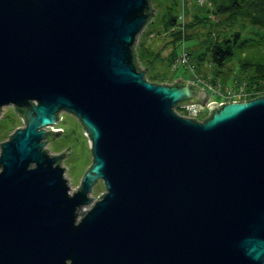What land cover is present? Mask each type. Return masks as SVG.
<instances>
[{
	"label": "water",
	"instance_id": "95a60500",
	"mask_svg": "<svg viewBox=\"0 0 264 264\" xmlns=\"http://www.w3.org/2000/svg\"><path fill=\"white\" fill-rule=\"evenodd\" d=\"M152 11L0 0V108L23 124L0 142V264H264V95L206 104L187 81L147 82L132 50ZM61 111L91 154L72 193L66 149H44Z\"/></svg>",
	"mask_w": 264,
	"mask_h": 264
},
{
	"label": "trees",
	"instance_id": "16d2710c",
	"mask_svg": "<svg viewBox=\"0 0 264 264\" xmlns=\"http://www.w3.org/2000/svg\"><path fill=\"white\" fill-rule=\"evenodd\" d=\"M204 2V9L195 7L191 10L187 5L182 7L186 11V21L183 22L182 30L177 27L180 22L175 10L177 3L175 0L170 6L166 5L158 16L155 15L153 18L150 16L132 50L136 68L141 71L146 69L144 78L148 82L172 84L174 81L168 83L159 74L157 65L169 67L174 62L185 65L188 60H192L197 64H214L217 68H222L229 62L242 74L241 82H236L235 86L239 84L244 92L249 93L246 100L264 95V0H204ZM198 29L202 30L203 40H200L197 34ZM152 32L158 35L165 34L168 38L167 43L171 45V50L167 56L161 57L159 50L153 51L145 45L144 37L149 38L148 34ZM202 42L204 47L201 51L193 49ZM183 52L187 56L185 63L179 60ZM13 114L19 118L17 113ZM20 122L22 123L21 119ZM1 130L4 129L0 126V132ZM4 134L6 135L5 131L0 134L2 137L0 141L3 140Z\"/></svg>",
	"mask_w": 264,
	"mask_h": 264
},
{
	"label": "rangeland",
	"instance_id": "374dc122",
	"mask_svg": "<svg viewBox=\"0 0 264 264\" xmlns=\"http://www.w3.org/2000/svg\"><path fill=\"white\" fill-rule=\"evenodd\" d=\"M175 1L177 2L175 5V10L179 15L180 22L178 23L177 27L180 29H183V22L186 21V11L185 8L183 9L182 7L187 5V8L192 10L195 7L204 9L205 6L203 3H200L199 0ZM172 2H174V0H149L150 7L153 10L151 18H153L155 15L158 16L161 10H163L166 5L170 6ZM196 31L200 40H203V35L201 33L202 30L198 29ZM148 35H150L149 38L144 37L145 45H147L149 49L153 51L159 50L161 57L167 56L171 50V45L167 43L168 38L166 35H158L153 32ZM136 43L137 39L135 41L134 47ZM203 47L204 43L202 42L201 45H197L193 47V49L196 51H201ZM177 51L176 53L178 54ZM157 68L159 74L163 76L166 79L165 81L168 83L179 79L182 82L187 81L188 83L205 91L208 95L206 103L244 101L249 96V93L244 91L238 92L237 90H233L237 88L236 86H239V84L236 86L235 84L236 82H241L242 74L239 72V69H237L236 66H231L229 62H227L226 66L222 68H217L214 64H197L192 60H188L187 64L185 65L174 62L169 67L159 64L157 65ZM218 70H220V72ZM174 111L181 116H185L184 114L187 113L186 110L182 111L178 107H174ZM207 112L208 110L203 108L202 110H199L195 116H192L195 117L194 120L202 121L203 118L207 116ZM10 121L12 122L9 123ZM22 125L23 124L20 122V119L13 114L11 105L0 108V126L4 129L1 131H5L6 133V135H3L4 138L0 142L6 140V137L10 135L15 130V128L21 127ZM14 126L17 127L14 128ZM53 129H59L63 131L60 132L59 135L54 136L51 140H49L48 143L44 145V149L47 150L48 154L50 155L59 154L66 149L65 154H68L61 159L60 165L64 169L63 177L66 179V183L69 187L68 192L72 193V191H75L76 188L79 187L83 172L91 163V154L88 147L87 137L83 134L81 124L77 118L63 111L59 113L56 124L45 128L46 131ZM2 132H0V134H2ZM0 139H2L1 136ZM103 192L104 188L102 182L97 180L90 188L88 197L91 198V200H95ZM87 208L88 205L83 206L80 208L79 212L82 213V210H86Z\"/></svg>",
	"mask_w": 264,
	"mask_h": 264
},
{
	"label": "built area",
	"instance_id": "2783aa9c",
	"mask_svg": "<svg viewBox=\"0 0 264 264\" xmlns=\"http://www.w3.org/2000/svg\"><path fill=\"white\" fill-rule=\"evenodd\" d=\"M197 1V0H195ZM200 3H203L205 4L204 0H199ZM179 60H181V62L185 63L187 61V56L185 55V53H181L180 57H179ZM234 90H237L238 92L239 91H243L239 86L234 89ZM208 104V103H207ZM217 105H219V103H217ZM179 108L181 109L182 111L186 110L187 113H185L184 115L187 117V118H191V119H194L195 117H193L192 115H196V113L199 111V110H202L204 108V105H201L200 103L198 102H185L184 104H179L176 106V108Z\"/></svg>",
	"mask_w": 264,
	"mask_h": 264
}]
</instances>
